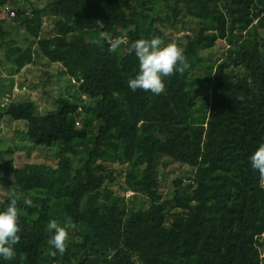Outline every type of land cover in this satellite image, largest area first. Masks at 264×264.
I'll use <instances>...</instances> for the list:
<instances>
[{
	"label": "trees",
	"instance_id": "trees-1",
	"mask_svg": "<svg viewBox=\"0 0 264 264\" xmlns=\"http://www.w3.org/2000/svg\"><path fill=\"white\" fill-rule=\"evenodd\" d=\"M155 1L48 0L29 10L0 0V78L4 70L18 78L47 63L73 84L45 113L33 99L12 94L13 80L10 88L1 85L11 100H0V128L4 120L23 121L33 146L59 149L55 171L0 164L12 174L0 183L32 201L18 202L17 256L0 257V264H264V180L249 159L264 142V0H175L165 17ZM45 15L56 31L43 38ZM15 27H23L24 45L12 35ZM100 32L124 36L129 45L159 37L180 47L189 67L164 77L160 95L134 92L127 81L138 58L129 45L112 53L106 40L92 44ZM219 40L224 56L204 62L203 51ZM195 83L204 92L199 104ZM199 109L203 118L191 121ZM169 162L194 174L173 181L168 207L160 187ZM115 163L126 165V190L148 198V208L128 209L124 196L108 188ZM7 203L6 196L0 210ZM52 219L76 225L67 250L54 257Z\"/></svg>",
	"mask_w": 264,
	"mask_h": 264
},
{
	"label": "rangeland",
	"instance_id": "rangeland-1",
	"mask_svg": "<svg viewBox=\"0 0 264 264\" xmlns=\"http://www.w3.org/2000/svg\"><path fill=\"white\" fill-rule=\"evenodd\" d=\"M20 6H24L31 10L33 6L42 7L45 6L48 0H17ZM163 3V7L160 15L165 17L166 11H168V5H174L175 0H158L154 2V5ZM182 6V3H180ZM157 8V7H156ZM12 10V9H11ZM171 12V11H170ZM9 24V23H8ZM6 23V28L12 30V25ZM166 33L169 32V28L164 29ZM55 25L53 22V17L44 16V25L41 33V37H49L55 33ZM23 27L14 28L12 35L15 36L16 42L20 45H24L23 41ZM173 37L180 36L182 33H173ZM13 44V43H12ZM227 46L225 41L219 40L216 42L215 46L210 50L203 51V58L206 61L208 59H213L214 61L219 60L225 54ZM2 49H5L2 46ZM37 63L32 67L25 68L23 74H20L17 78L15 75H7L4 70L3 76L0 78V100L6 93L5 88H10L12 85V94L17 95L18 100L33 99L38 105V112L45 113L53 109L56 105V98L60 94H69L73 88L71 85V79L61 71L60 66H51V64H44L40 66ZM2 67V65H0ZM200 70V69H199ZM242 72V71H241ZM15 76V77H14ZM24 80V81H23ZM7 82V84L5 83ZM5 88H3L2 86ZM7 86V87H6ZM198 83H195L193 87L192 94L199 97L197 103H201L200 99H203V90H196ZM14 88V89H13ZM11 94V93H7ZM28 98H26V97ZM87 104L82 100L81 106ZM82 110V109H80ZM205 114L203 109H199L193 112V117L191 121H200ZM82 115L84 112L82 111ZM8 119V117L6 118ZM14 121V120H13ZM1 122L2 127L0 128V164H9L10 166L25 165L30 167L44 166L46 169L55 171L58 166V156L57 152L59 147L53 146L48 148V146L38 145L37 147L28 141L23 134V121ZM21 123L22 125H20ZM25 125V123H24ZM75 165L78 162L74 159ZM96 168V164L93 165ZM126 165L114 164V180L108 181V188L111 189L116 195L124 196L128 209H146L150 205V200L141 194H131L130 190H126L124 183V171ZM194 170L187 165H181L180 163L169 162L166 166L162 168L161 176L163 178L161 183V192L164 200H168L167 206H171V200L174 191L173 181L175 179L182 178L184 182L188 181V178H193ZM0 178L5 180L12 179L11 172L4 171L0 167ZM264 183V181H263ZM14 189L13 184L6 188L2 183H0V202H2L9 190ZM173 212L177 214H182L178 208H173ZM264 255V251L262 253Z\"/></svg>",
	"mask_w": 264,
	"mask_h": 264
},
{
	"label": "clouds",
	"instance_id": "clouds-1",
	"mask_svg": "<svg viewBox=\"0 0 264 264\" xmlns=\"http://www.w3.org/2000/svg\"><path fill=\"white\" fill-rule=\"evenodd\" d=\"M101 40L107 41L109 51L112 53H116L122 45H129L126 37L111 38L106 32H100L99 37L93 38L91 43L99 45ZM127 51L129 54L134 52L138 58V72L134 78L127 81L128 87L134 92L141 89L160 95L166 88L164 77H171L177 73L183 75L189 67L183 50L172 43L165 44L159 37L139 38L128 46ZM240 99L243 100V97ZM249 159L251 167L259 173L260 179L264 180V142L259 144ZM21 199L25 205L30 206L32 203L22 192L16 189L9 190L7 207L0 210V257L5 260H14L17 256L15 245L21 238L18 235L21 231L18 223L20 214L18 202ZM75 228L76 225L71 222L61 225L56 219L49 221L47 229L52 235L48 244L50 249H54L49 252L51 256H56L57 252L63 254L67 250L69 229ZM25 259L26 256H20L21 261Z\"/></svg>",
	"mask_w": 264,
	"mask_h": 264
},
{
	"label": "built area",
	"instance_id": "built-area-1",
	"mask_svg": "<svg viewBox=\"0 0 264 264\" xmlns=\"http://www.w3.org/2000/svg\"><path fill=\"white\" fill-rule=\"evenodd\" d=\"M14 14V12H12V15ZM14 89V88H13ZM2 99H3V104L4 103H8V102H10V100H11V97H10V95L9 94H6V95H4L3 97H2Z\"/></svg>",
	"mask_w": 264,
	"mask_h": 264
}]
</instances>
